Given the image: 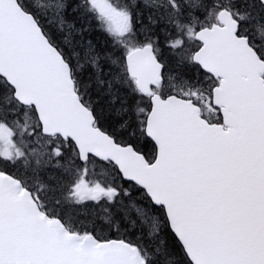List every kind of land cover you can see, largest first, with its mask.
I'll list each match as a JSON object with an SVG mask.
<instances>
[{
    "label": "snow or ice",
    "instance_id": "1",
    "mask_svg": "<svg viewBox=\"0 0 264 264\" xmlns=\"http://www.w3.org/2000/svg\"><path fill=\"white\" fill-rule=\"evenodd\" d=\"M0 264H264V0H0Z\"/></svg>",
    "mask_w": 264,
    "mask_h": 264
}]
</instances>
